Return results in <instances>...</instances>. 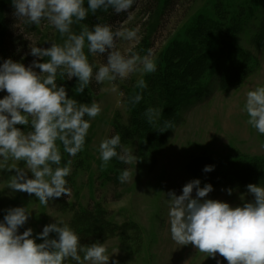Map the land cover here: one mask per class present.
<instances>
[{
  "label": "rangeland",
  "instance_id": "1",
  "mask_svg": "<svg viewBox=\"0 0 264 264\" xmlns=\"http://www.w3.org/2000/svg\"><path fill=\"white\" fill-rule=\"evenodd\" d=\"M6 1L9 0H0V40L6 29L1 16ZM13 12L14 9L7 14L10 30L15 36L22 37L26 47L18 53L16 62L29 66L36 59L29 54L31 41L43 48L50 47L52 42L62 43L60 34L46 22L39 27L28 25L22 19L17 20ZM81 23L90 28L105 23L114 29L123 26L139 30L137 41L119 40L117 47L121 52L130 49L129 55L131 52L141 56L148 50L153 52L157 71L144 77L148 84L143 92L145 99L150 94V80L164 72L167 65L175 63L179 67L176 70H184L199 56L198 49L200 52L211 51L222 44L225 36L233 39L237 48L230 64L226 56L220 63L207 60L208 66H205L199 84L193 86V92L197 94L181 103L172 129L160 132L151 127L154 129L152 135L149 134L151 130L141 131L132 139L121 134L124 127L130 125L132 105L129 98L139 91L135 87L138 74L112 83L100 84L93 80L79 94L75 91L77 78L58 79L57 83L67 88L70 98L89 104L95 100L102 109L101 114L91 121L84 150L76 157L66 154L63 157L62 162L72 160V172L66 178L71 195L43 206L34 194L13 192L7 185L16 173L6 169L12 163L19 168L25 165L0 159V215L6 214L5 210L9 208L27 207L32 216L24 226L32 228L35 237L56 219L71 226L76 212L96 206L113 232L99 242L107 243L108 254L116 253L112 260L119 264H218V261L228 264L218 253L214 259L198 252L192 245H176L171 239L165 201L167 193L175 191L181 195L183 187L195 179L201 181V187L211 184V180L190 170L193 161L199 169L200 166H218L219 177L228 171L226 176L233 179L213 185L214 191L208 198L234 207L242 205L241 195L248 201L253 199L247 191V185L252 183L233 178V170L264 161V135L247 123L248 116L243 111L247 92L264 85V46H260L257 40L264 23V0H159L157 3L136 0L127 13L114 14L111 10L96 15L89 13L88 19ZM80 30V24L73 25L74 32ZM85 52L87 54V48ZM4 60L7 59H0V64ZM106 60L107 54L89 55V61L97 65ZM191 67L195 68L191 65L188 68ZM243 70H247L245 75H236ZM187 76L186 86L191 87L192 77L188 73ZM236 79L240 80L234 81ZM5 95L6 92H0V99ZM116 134H120L122 144L132 150L135 162L124 165L114 159L107 169H103L97 147L102 139ZM125 168L130 169L133 179L122 184L118 177ZM229 188L234 190L232 195L227 194ZM81 236L85 245L97 242L87 232ZM51 237L55 238V234ZM42 242L37 240V243ZM69 262L73 261L66 263Z\"/></svg>",
  "mask_w": 264,
  "mask_h": 264
},
{
  "label": "clouds",
  "instance_id": "2",
  "mask_svg": "<svg viewBox=\"0 0 264 264\" xmlns=\"http://www.w3.org/2000/svg\"><path fill=\"white\" fill-rule=\"evenodd\" d=\"M135 2L11 0L17 20L37 27L46 22L60 34L62 43L52 42L50 47L43 48L31 41L29 54L36 58L31 65L25 66L11 58L0 64V92L7 93L0 99V159L25 165L19 168L12 163L6 169L16 173L8 182V189L29 196L34 194L43 206L71 195L66 178L71 175L72 160L62 162L63 157L65 154L76 157L84 150L91 121L102 109L95 100L89 104L70 98L67 88L57 83L58 79L77 78L75 91L79 94L93 80L112 83L138 74L135 87L139 91L129 98V104L135 106L143 100L148 87L144 77L157 71L153 52L129 55L130 49L121 52L117 47L119 40L137 41L139 30L123 26L114 29L105 23L90 28L81 23L88 19L89 13L96 15L109 10L114 14L127 13ZM74 24L81 25L79 33L73 31ZM105 54L107 60L103 64L89 61V55ZM243 111L248 116L247 123L264 135V85L247 92ZM143 115L156 131L173 127L170 121L160 123L159 108L149 107ZM97 152L103 169L114 159L124 165H132L136 159L132 150L122 144L120 134L102 139ZM214 170L215 165L203 169L205 173ZM118 178L122 184L133 179L129 168L123 169ZM213 191L212 184L201 187V181L195 179L183 187L181 195L175 191L166 194L172 241L180 247L192 245L214 259L218 253L228 264H264V183L247 185L253 199L248 201L241 195L243 203L235 207L208 198ZM226 191L228 195L234 192L231 188ZM5 212L0 220V264H66L69 260L74 264H119L112 260L116 253L108 254L106 242L82 244L78 233L63 220L56 219L55 223L44 226L34 237L32 228L20 234L32 216L27 207L9 208ZM53 233L55 238L51 237Z\"/></svg>",
  "mask_w": 264,
  "mask_h": 264
},
{
  "label": "trees",
  "instance_id": "3",
  "mask_svg": "<svg viewBox=\"0 0 264 264\" xmlns=\"http://www.w3.org/2000/svg\"><path fill=\"white\" fill-rule=\"evenodd\" d=\"M158 1L159 0H154V2L156 3ZM12 10L13 7L11 4V0L6 1L4 5V15H1L6 23V29L0 40V59L11 58L15 61V59L18 57V53L26 47L24 43L25 41L22 40V37L15 36L14 33L10 30V19H8L7 14ZM262 25L263 26H261V28L259 29V34L257 36L258 44L260 46H264V23ZM230 30L234 32L231 28ZM223 39L224 40L222 41V44L215 48H212L211 51L200 52V49H198L199 52L197 54L199 56H196L194 61H190V63L193 62V64L191 63L190 65L195 66V68H188L190 66L188 65L187 68H184V70L182 69L180 71L176 70V68H179L178 64L171 63L167 65L168 68H166L164 72H162L158 76L153 77L150 80L149 84V96L146 99L143 98V100L139 104L132 106L130 125L128 126V128L124 127L121 136L125 137L126 139H132L138 136L141 131L146 133L150 130L151 132H149V134H153L154 129H151V127L153 128V126L149 125L146 122L143 115V113L149 107H156L161 109V124H163L164 121H170L171 123L175 122L178 118L177 110L180 107L181 103L197 94L195 91L193 92V89L195 90V87L193 86H197L199 84L200 77L202 76L203 72H205V66H208L207 60L209 61L211 59L212 61L214 59L216 63H220V61L226 56L228 64L232 62L234 58L233 54L237 46L235 45L233 39L231 40L226 36ZM185 50L191 49L186 48ZM185 57L186 59L188 58L187 56ZM246 72L247 70H243L236 75H245ZM187 73L192 77V80H190L189 83L192 84V88L186 86L188 84ZM237 80L239 81L240 79H236L234 81ZM197 165L198 164H196V161H193L190 170L195 174L204 176L208 181L211 180V184L214 186L223 182L228 183L233 180L229 179L231 177L226 176L228 171L223 175L221 174V177H219L217 170L218 166L215 167L214 171L205 173L203 171L205 167L200 166L201 168L199 169ZM239 170H233V178H238V181L241 179L240 182L242 183H252L258 185L264 183V161L258 162L252 165V167H242L241 170ZM4 215L5 214L0 215V220H3ZM71 226L81 237L82 244L86 243L81 236V234L84 232H87L94 238V240L100 242L113 234L112 230L106 224L102 212L96 206L93 208H83L76 212L71 220ZM26 230L27 227L23 226L20 229V234H22ZM66 264L74 263L69 262Z\"/></svg>",
  "mask_w": 264,
  "mask_h": 264
}]
</instances>
